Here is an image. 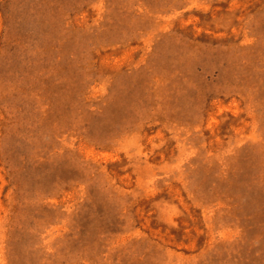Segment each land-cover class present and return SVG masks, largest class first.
Masks as SVG:
<instances>
[{
    "label": "rangeland",
    "instance_id": "obj_1",
    "mask_svg": "<svg viewBox=\"0 0 264 264\" xmlns=\"http://www.w3.org/2000/svg\"><path fill=\"white\" fill-rule=\"evenodd\" d=\"M0 264H264V0H0Z\"/></svg>",
    "mask_w": 264,
    "mask_h": 264
}]
</instances>
